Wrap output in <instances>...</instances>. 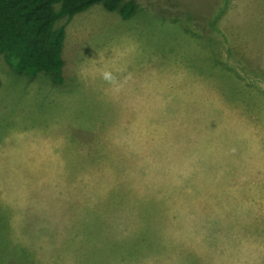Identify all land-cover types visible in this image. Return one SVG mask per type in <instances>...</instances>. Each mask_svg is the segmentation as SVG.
<instances>
[{"label": "rangeland", "instance_id": "374dc122", "mask_svg": "<svg viewBox=\"0 0 264 264\" xmlns=\"http://www.w3.org/2000/svg\"><path fill=\"white\" fill-rule=\"evenodd\" d=\"M129 1L59 22L62 84L0 56V264L237 263L206 241L262 159L264 0Z\"/></svg>", "mask_w": 264, "mask_h": 264}, {"label": "trees", "instance_id": "16d2710c", "mask_svg": "<svg viewBox=\"0 0 264 264\" xmlns=\"http://www.w3.org/2000/svg\"><path fill=\"white\" fill-rule=\"evenodd\" d=\"M99 4L123 18L136 10L126 0H0V56L19 74H44L62 84L66 29L58 24ZM98 264L109 263L100 258Z\"/></svg>", "mask_w": 264, "mask_h": 264}, {"label": "crops", "instance_id": "0c3cea01", "mask_svg": "<svg viewBox=\"0 0 264 264\" xmlns=\"http://www.w3.org/2000/svg\"><path fill=\"white\" fill-rule=\"evenodd\" d=\"M261 149L260 164L249 172L244 164L237 165L240 176L234 166L223 171L228 183L233 185L223 195V209L216 214L221 218L222 235L221 229L214 237L207 233V248L220 243L226 252H236V256L231 257L236 264H264V148ZM176 203L178 212L177 196ZM196 231L193 229L192 233ZM247 250H250L249 257H244L243 252Z\"/></svg>", "mask_w": 264, "mask_h": 264}, {"label": "clouds", "instance_id": "9594fccd", "mask_svg": "<svg viewBox=\"0 0 264 264\" xmlns=\"http://www.w3.org/2000/svg\"><path fill=\"white\" fill-rule=\"evenodd\" d=\"M103 59V57H101ZM119 70H117L118 72ZM101 78L108 84L118 86L119 81H118V76L114 74L112 70H103L101 72ZM116 90L118 91L119 88L117 87Z\"/></svg>", "mask_w": 264, "mask_h": 264}]
</instances>
